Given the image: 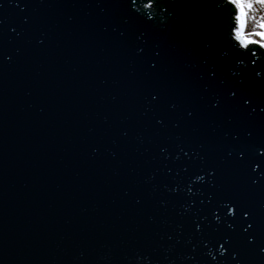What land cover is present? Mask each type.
<instances>
[{
	"label": "water",
	"instance_id": "water-1",
	"mask_svg": "<svg viewBox=\"0 0 264 264\" xmlns=\"http://www.w3.org/2000/svg\"><path fill=\"white\" fill-rule=\"evenodd\" d=\"M146 3L0 0V264H264V50Z\"/></svg>",
	"mask_w": 264,
	"mask_h": 264
},
{
	"label": "snow or ice",
	"instance_id": "snow-or-ice-1",
	"mask_svg": "<svg viewBox=\"0 0 264 264\" xmlns=\"http://www.w3.org/2000/svg\"><path fill=\"white\" fill-rule=\"evenodd\" d=\"M154 3H155V0H148V3H146L144 5V7L145 8H152L154 6ZM226 5H231L232 9L234 10V16H235L237 9H236V5L233 2V0H226ZM149 19H151V17H149ZM234 33H235V29L232 28L230 33H229V38L231 41L235 40ZM239 48L243 49L245 52L249 53L251 56H254V57L257 56V50H264V46H260V45H257L255 43H250L247 46H243V48L239 45ZM253 63H255V61H253ZM246 103H248V102L246 101ZM199 179H203V177H199ZM229 211H230V214L235 215V209L234 208L230 207ZM244 215L247 216L248 214L245 213ZM249 227H251V225H249ZM221 250L223 251V245L221 246Z\"/></svg>",
	"mask_w": 264,
	"mask_h": 264
},
{
	"label": "rangeland",
	"instance_id": "rangeland-1",
	"mask_svg": "<svg viewBox=\"0 0 264 264\" xmlns=\"http://www.w3.org/2000/svg\"><path fill=\"white\" fill-rule=\"evenodd\" d=\"M254 9L253 25L259 35L264 37V0H251Z\"/></svg>",
	"mask_w": 264,
	"mask_h": 264
},
{
	"label": "clouds",
	"instance_id": "clouds-1",
	"mask_svg": "<svg viewBox=\"0 0 264 264\" xmlns=\"http://www.w3.org/2000/svg\"><path fill=\"white\" fill-rule=\"evenodd\" d=\"M262 42H264V41H262Z\"/></svg>",
	"mask_w": 264,
	"mask_h": 264
}]
</instances>
